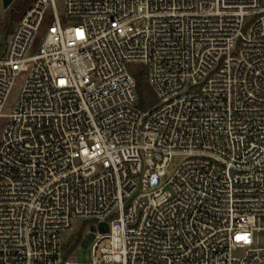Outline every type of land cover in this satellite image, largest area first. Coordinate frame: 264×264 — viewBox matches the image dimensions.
Listing matches in <instances>:
<instances>
[{"label": "built area", "instance_id": "2783aa9c", "mask_svg": "<svg viewBox=\"0 0 264 264\" xmlns=\"http://www.w3.org/2000/svg\"><path fill=\"white\" fill-rule=\"evenodd\" d=\"M64 10L31 0L0 38V264H264V0ZM78 217L109 227L86 263Z\"/></svg>", "mask_w": 264, "mask_h": 264}, {"label": "rangeland", "instance_id": "374dc122", "mask_svg": "<svg viewBox=\"0 0 264 264\" xmlns=\"http://www.w3.org/2000/svg\"><path fill=\"white\" fill-rule=\"evenodd\" d=\"M24 0H17L13 6L10 8H5L3 0H0V38L4 40V30L7 28L10 17H15L18 4L22 3ZM57 12L63 16L64 14V0H55ZM145 81L148 83L147 75L145 74ZM22 77H20L15 84L9 99L4 107V114H9L12 112V109L16 103V100L19 96L21 86H22ZM149 84V83H148ZM6 124V119L0 120V135L3 132V129ZM184 156L176 155L172 158L169 165V175H171L183 162ZM89 228H93L94 231L99 230L102 233L109 231V227L106 223L98 224L94 219H87L83 217L75 218L73 223V230L65 231L62 233V240L65 246H69L70 254L76 257L77 262L86 263L90 262L93 259V252L91 244H88V231ZM236 255H241L242 251H237Z\"/></svg>", "mask_w": 264, "mask_h": 264}, {"label": "trees", "instance_id": "16d2710c", "mask_svg": "<svg viewBox=\"0 0 264 264\" xmlns=\"http://www.w3.org/2000/svg\"><path fill=\"white\" fill-rule=\"evenodd\" d=\"M31 0H24L22 3L18 4L17 9L18 11L24 10L29 4ZM136 81H137V93H138V100L139 104L142 107H147L152 105L155 102L154 93L148 83L145 81V72L144 69L139 67L136 71Z\"/></svg>", "mask_w": 264, "mask_h": 264}, {"label": "water", "instance_id": "95a60500", "mask_svg": "<svg viewBox=\"0 0 264 264\" xmlns=\"http://www.w3.org/2000/svg\"><path fill=\"white\" fill-rule=\"evenodd\" d=\"M11 2H12V0H4V6L7 7ZM88 241H89V239H88Z\"/></svg>", "mask_w": 264, "mask_h": 264}]
</instances>
